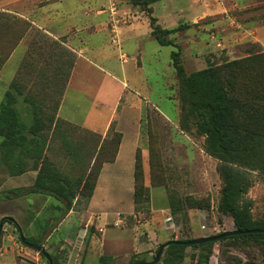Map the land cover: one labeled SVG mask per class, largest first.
I'll return each instance as SVG.
<instances>
[{
    "label": "rangeland",
    "instance_id": "374dc122",
    "mask_svg": "<svg viewBox=\"0 0 264 264\" xmlns=\"http://www.w3.org/2000/svg\"><path fill=\"white\" fill-rule=\"evenodd\" d=\"M112 2L114 3L112 7H115V10L119 8L125 19L128 13L134 11L141 12L147 17L154 15L142 11L130 0H112ZM164 2H159L156 7L158 24L162 28L170 25H175L170 28L181 26L167 38L180 47V60L187 74L207 66L222 64L264 51V0H194V6L188 8V11L197 12L198 17L205 15L193 22L188 12H183V9L176 11L178 6L175 3L176 0ZM166 4H169L170 10L163 9V5L166 6ZM105 8L106 6L103 7L104 11ZM144 22H147V19ZM24 27L15 29L16 34L12 35L14 37L11 38L9 46L0 43V47L6 48V52L10 51V46L19 39L18 35L21 32L19 30ZM101 28L108 33L109 44L112 38L114 42H117L116 29L110 25V21L108 25L103 24ZM1 33V36L5 35ZM8 35L7 33V37ZM63 41H65L64 38H52L42 30L34 31L28 38V55L26 54L23 60V66L16 81L41 108L45 167L73 186L76 195L72 199V208L77 214L82 212L83 204L87 200V184L91 180L88 175L93 168L96 154L102 144H106L103 153H110L114 147L113 133L116 131L113 127L109 128L102 136L57 118L56 109L60 95L76 57L73 48L71 49ZM111 48L118 50L115 44L106 47L104 51L107 50L109 53ZM158 48L160 49L159 61L155 63L154 59H151L150 62V65L154 64L156 68L148 67L145 59L144 76L141 73L136 76L135 87L144 97L141 106L138 151L143 183L147 190V201L143 200L144 197L139 198L141 204L137 210L134 209V213L138 216L136 219L130 216V220L132 219L133 223H142L151 217L149 211L151 206H162L168 211L162 218L161 225H170L171 229L170 234L165 238L158 239L154 235L149 249L137 252L139 257L145 258L146 261L151 260L158 245L170 237L196 238L234 228L231 218L218 210L221 189V178L218 172L220 160L210 153L205 135L197 133L193 127L188 131L179 126L178 80L173 67L167 66L165 62L173 48L159 45L152 34L147 50L149 53H154ZM125 50L123 48L122 51L126 52ZM125 58L127 63L125 66H129L132 63L129 53L121 58L116 56V61L120 63ZM127 90L128 93L123 96L122 103H127V98L131 96L132 91ZM136 117V114L132 115L128 112L122 120L126 140L131 139L130 133L135 128ZM3 169L0 163L1 188L4 187L2 185L7 176ZM247 171L250 186L244 198L249 203L252 217L264 219V169ZM84 181H86L85 186ZM112 183V187L116 188L121 196L120 208H130L132 192L121 190L125 187L124 183ZM2 197V191H0V201ZM186 197L194 198L201 207H189L184 202ZM24 200L25 198L19 201L0 202V210L9 212L8 216L19 225L20 229L18 231V229L8 228V225L14 223L10 224L12 221L6 220L1 228L0 246L10 244L6 236L11 234L18 256L31 264H45L46 260L39 252L20 241L19 234L22 233L32 242L40 241V245L46 252L60 257L63 264H97L95 243L92 255L91 253L87 255L86 251L82 252L84 238H88V234H91L89 238H95V242L100 237V233L93 225L81 224L71 227L74 216L60 223L66 214V208L58 207L57 202L53 206L45 199H31L27 206ZM171 200L180 205L181 209L176 215L170 213ZM122 216L123 214L119 217ZM112 218L110 216L108 220L106 237H127L125 229L112 226ZM81 228L84 231L80 233ZM147 231L143 230L141 233V238L144 240L149 239L147 233L152 234L154 230L149 228ZM78 235H81L82 239L74 260L70 262L69 258ZM2 238H5V241H2ZM198 253V249L187 247L180 264H196ZM132 254L115 256L110 264H130ZM155 264L163 263L159 260ZM206 264H264V249L252 241L240 239L217 241L212 245Z\"/></svg>",
    "mask_w": 264,
    "mask_h": 264
},
{
    "label": "crops",
    "instance_id": "0c3cea01",
    "mask_svg": "<svg viewBox=\"0 0 264 264\" xmlns=\"http://www.w3.org/2000/svg\"><path fill=\"white\" fill-rule=\"evenodd\" d=\"M161 1L167 3L173 0H160L152 4V14L157 19V23L159 17L155 11ZM175 3L178 5L176 11L183 9V12H188L192 22L205 15L198 17L197 12L188 11V8L194 6V0H176ZM113 4L112 0H0V32L5 34L0 35V43L9 46L11 38L14 37L12 35H14L15 29L25 26L19 30L21 32L19 35L17 34L19 36L18 41L14 43L0 65V102L4 99L9 83L16 81L21 72L23 60L28 51V38L34 31L42 30L52 38H64L65 41L63 42L76 52L74 63L57 105V118L71 122L89 132L102 134V136L112 125L114 130L120 134L114 159L102 163L92 193L83 204L84 208L82 212H79L80 214L74 213L72 202L66 203L43 192L28 191L24 194L8 192L12 188L28 189L32 187L39 171V165L36 168L33 167V160L30 157H18L19 150H16L14 155L10 157H4L0 150V163L4 167L3 171L7 173L2 185L4 187L1 188L0 186L3 196L0 202L19 201L23 198H25L24 203L27 206L31 199H45L48 204L53 206L57 202L58 207L66 208V214L60 223L68 220L70 216H74L71 227L81 224L93 225L100 233L96 242L94 239L91 240L86 253L92 255L93 244L95 243L97 248L96 261L99 254L115 257L147 250L154 240V235L158 239L165 238L170 234L171 229L170 225H161V220L168 211L162 206H151L149 219L139 224L133 223L132 219H136L138 216L134 213L133 196L130 208H120L121 196H119L118 190L112 187V182L124 183L125 187L121 190L125 192L128 190L133 194L134 161L136 149L140 145L141 106L144 99L138 91L139 89L135 87L136 76H139V73L144 76L145 59L148 67L153 66L155 68L154 64L150 65L151 59H154L155 63L160 59L158 56L159 48L154 53H149L147 50L152 39L148 17L141 12L134 11L128 13V17L125 19L119 8L115 10V7H112ZM164 5L163 9L170 10L169 4ZM104 6H106L105 11ZM145 19L148 23L144 22ZM109 21L110 25L116 29L115 36L117 38V42H114L112 38L110 44L108 33L101 28L103 24L108 25ZM174 26L170 25L167 28ZM7 33L9 34L8 37ZM115 44L118 50L111 48L109 53L107 50L104 51L106 47ZM123 48L131 54L130 61L132 63L129 66H125L127 64L126 58L120 63L116 61V56L121 58L124 54H128L122 51ZM5 53L6 48L1 46L0 59L4 58ZM165 62L167 66H172L170 52ZM127 89L132 91L131 96L127 98V103H122L123 96L128 93ZM23 93L33 99L24 90ZM33 101L36 105V111L40 115L41 108L35 99ZM19 108L21 112L29 111L25 105H21ZM128 112L137 116L136 124L133 123L135 128H131L134 132L130 133V140H126V132L122 125V120ZM42 131L43 124L40 127L41 134ZM43 142L44 152L45 141ZM21 169L24 171H20ZM8 213L5 210H0V220L4 217L11 218ZM122 214L123 216L119 217ZM110 216L113 217L112 226L125 229L127 237H106L105 232ZM130 216L132 217L131 220L129 219ZM10 224L13 225H8V228L11 227L19 231V225L16 222L12 221ZM3 228L5 229L4 226ZM149 228L154 230L152 234L147 233L150 238L142 239V231H149ZM6 239L10 244L0 246V251L2 249L0 264H31L18 256L16 246L13 243V235L6 236ZM2 241H5V238H2Z\"/></svg>",
    "mask_w": 264,
    "mask_h": 264
},
{
    "label": "trees",
    "instance_id": "16d2710c",
    "mask_svg": "<svg viewBox=\"0 0 264 264\" xmlns=\"http://www.w3.org/2000/svg\"><path fill=\"white\" fill-rule=\"evenodd\" d=\"M130 1L138 5L142 11L151 14V4L160 0ZM148 19L151 33L157 42L160 45L172 46L173 48L170 52V58L178 80V122L180 128L189 131L193 127L197 133L205 135L210 153L220 160L218 172L221 178V189L218 210L231 218L233 229L241 231L260 230L242 232L200 244L170 243L163 249L159 260L163 264H180L185 256L186 248L192 247L199 250L196 264H206L212 245L225 239L252 241L264 249V232L261 231L264 230V219L252 217L249 203L244 198V194L250 186L247 170L264 169V51L260 54L207 66L187 74L180 60V47L167 38L169 34L179 30L181 26L162 28L154 16L149 15ZM13 45L10 46V49ZM8 53L9 51L5 53L4 58L0 59V65ZM21 105H25L29 111L21 112L19 108ZM41 125L42 119L36 111L33 99L24 95L19 82L11 81L5 91L4 99L0 102V150L4 157L13 156L15 151L19 150L18 157H30L33 160V167L36 168L39 165V171L32 187L28 189L12 188L8 192L13 194H24L28 191L43 192L70 204L76 195L73 186L45 167L44 138L40 133ZM112 127L111 125L110 128ZM113 137L114 147L110 153H103L106 145L104 142L105 145L102 144L96 154L93 168L88 175L91 180L87 184V199L92 193L102 163L114 159L120 134L114 132ZM138 150L137 147L134 161L133 202L135 210L141 204L139 198L144 197L143 200L147 201V190L143 183ZM20 171L24 170L21 169ZM184 202L189 207H201L200 203L191 197L184 198ZM179 206V203L171 200L170 213L176 215L181 209ZM1 220L3 224L9 218L4 217ZM89 235L91 234H88V238H84L85 246L82 252H87L91 240H95L93 237L89 238ZM24 239L29 243L41 244L37 241L32 242L27 237ZM191 239L195 238L175 239L170 237L167 241ZM157 249L158 247L155 253ZM50 256L52 264H63L60 257ZM113 259L112 256L99 254L97 264H110ZM143 262H146V259L139 257V253L132 254L130 264ZM45 264H48L47 261Z\"/></svg>",
    "mask_w": 264,
    "mask_h": 264
},
{
    "label": "water",
    "instance_id": "95a60500",
    "mask_svg": "<svg viewBox=\"0 0 264 264\" xmlns=\"http://www.w3.org/2000/svg\"><path fill=\"white\" fill-rule=\"evenodd\" d=\"M10 220H12L11 218H9ZM2 228V220H0V230ZM20 231V229H19ZM84 229L81 228L80 229V233L83 232ZM257 231H260L258 229H251V230H244V231H241V230H237V229H233V230H227V231H223L221 233H218V234H214V235H211V236H202L200 238H195V239H191V240H187V241H179V240H169V241H166L162 244H160L158 246V249L154 255V258L149 260V261H146V262H143L141 264H154L156 263L160 256H161V253L163 251V249L169 245L170 243H180V244H184V245H193V244H200V243H204V242H209V241H216L220 238H223V237H228V236H232V235H236V234H241L242 232L243 233H248V232H257ZM264 232V230H261ZM19 238H20V241L27 245L28 247L36 250L37 252H39L43 257L44 259L47 261L48 264H52V259H51V256L48 252H46L45 248L40 245V244H33V243H29L27 242L25 239H24V236L20 233L19 234ZM82 239V236L81 235H78L77 237V240H76V245L74 247V249L72 250L71 252V256L69 258V261L72 262L76 256V253H77V250H78V245L80 244V241Z\"/></svg>",
    "mask_w": 264,
    "mask_h": 264
},
{
    "label": "built area",
    "instance_id": "2783aa9c",
    "mask_svg": "<svg viewBox=\"0 0 264 264\" xmlns=\"http://www.w3.org/2000/svg\"><path fill=\"white\" fill-rule=\"evenodd\" d=\"M35 264H38V263H35ZM44 264V263H43Z\"/></svg>",
    "mask_w": 264,
    "mask_h": 264
}]
</instances>
